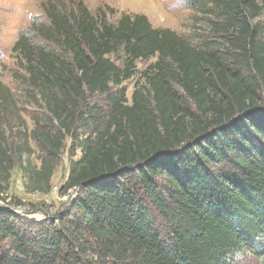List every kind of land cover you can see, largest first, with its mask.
I'll list each match as a JSON object with an SVG mask.
<instances>
[{"label":"trees","instance_id":"obj_1","mask_svg":"<svg viewBox=\"0 0 264 264\" xmlns=\"http://www.w3.org/2000/svg\"><path fill=\"white\" fill-rule=\"evenodd\" d=\"M182 1L197 14L189 37L82 0L43 2L21 31L14 76L48 115L21 136L39 146L26 188L52 190L70 137L69 200L41 220L0 206V264H264V0ZM18 126L0 79L2 205Z\"/></svg>","mask_w":264,"mask_h":264},{"label":"rangeland","instance_id":"obj_2","mask_svg":"<svg viewBox=\"0 0 264 264\" xmlns=\"http://www.w3.org/2000/svg\"><path fill=\"white\" fill-rule=\"evenodd\" d=\"M46 1L48 0H0V79L13 91L22 117L26 122L25 127H27L25 130L19 127L21 126L19 125L13 129V132L12 130H7L6 132L8 147L15 164L10 179L8 190L9 205L7 206H13L17 210L16 212L27 215L28 217L29 215H36L41 219L50 217L63 210L68 203V196L61 192V187L69 175L71 152L74 142L70 137L65 140L60 163L52 178V190L49 193L29 191L26 188L27 178L24 175L22 167L27 160L34 164L39 163V146L32 138H29L26 149L28 150L30 148L32 151H35L33 154H29L26 150L22 149L25 139L21 136L29 137V133L34 127L32 117L36 116L45 120L48 115L43 108H40L35 103L32 96L28 95L27 86L14 76V74L18 76L22 75L24 71L20 70L17 65L18 57L12 51V47L21 31L31 26L33 16L40 17L41 19L44 18L42 5ZM64 1L68 2L69 0ZM82 1L93 13H97L100 9L106 11V8L112 9V12L115 10V14L106 12L108 20L112 23L116 22L123 12L129 14H144L155 28H170L185 37H189L194 33V25L196 22L194 17L197 14L193 10L186 8L182 0ZM197 33L199 34L200 32L198 31ZM190 39L195 41L194 38ZM155 59V57L152 58V61ZM114 60L116 59L114 58ZM116 61L118 64H121L120 61ZM136 66L137 70L142 71L145 69L146 64L140 60L136 62ZM139 78L140 74H136L132 79L123 83L129 101H131V95ZM144 84L145 82L142 78L139 81V85ZM97 100L99 101L98 98L95 101ZM18 128H21V130ZM80 157L81 151L79 148H76L75 159H79ZM16 201L21 202V205H17ZM237 264H260V262L246 255L242 256Z\"/></svg>","mask_w":264,"mask_h":264},{"label":"water","instance_id":"obj_3","mask_svg":"<svg viewBox=\"0 0 264 264\" xmlns=\"http://www.w3.org/2000/svg\"><path fill=\"white\" fill-rule=\"evenodd\" d=\"M0 206H5V207H7L13 211H17V210H15V208L13 206L2 205L1 203H0Z\"/></svg>","mask_w":264,"mask_h":264},{"label":"built area","instance_id":"obj_4","mask_svg":"<svg viewBox=\"0 0 264 264\" xmlns=\"http://www.w3.org/2000/svg\"><path fill=\"white\" fill-rule=\"evenodd\" d=\"M31 216V217H30ZM35 216V217H34ZM29 217L30 218H34V219H36V220H41V218L40 217H38V216H36V215H29Z\"/></svg>","mask_w":264,"mask_h":264}]
</instances>
